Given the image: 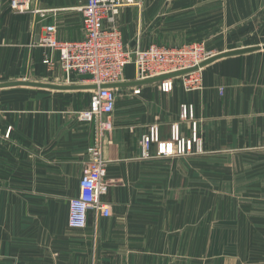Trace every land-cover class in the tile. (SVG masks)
I'll use <instances>...</instances> for the list:
<instances>
[{
	"label": "crops",
	"instance_id": "obj_1",
	"mask_svg": "<svg viewBox=\"0 0 264 264\" xmlns=\"http://www.w3.org/2000/svg\"><path fill=\"white\" fill-rule=\"evenodd\" d=\"M12 1L0 0V83L89 84L79 77L68 82L59 67L48 71L37 47L51 25L60 41L83 38L81 0H18L24 13ZM115 25L130 47L204 42L221 53L264 46V0H136ZM202 77L194 92L180 79L167 94L158 83L119 89L123 99L103 139L109 184L103 200L111 216L90 214L84 230L69 228L68 214L87 150L98 140L90 91L0 89V264H264V50L213 62ZM134 79L127 67L125 80ZM182 105L194 107L193 120H181ZM193 122L211 155L248 156V217L217 223L208 243L203 212L171 216V201L158 200V192L173 187L184 161L210 153L163 157L154 145L144 156L141 146L157 125L161 145L173 147L171 126L179 123L189 138ZM226 142L238 146L222 150Z\"/></svg>",
	"mask_w": 264,
	"mask_h": 264
},
{
	"label": "built area",
	"instance_id": "obj_2",
	"mask_svg": "<svg viewBox=\"0 0 264 264\" xmlns=\"http://www.w3.org/2000/svg\"><path fill=\"white\" fill-rule=\"evenodd\" d=\"M79 12L82 19L83 38L75 42H64L57 38V28L47 26L40 37L37 47L44 51L43 64L53 72L59 67L71 82L74 77L91 75L89 84L100 87L106 84L127 82V67H133L134 81H143L198 67L217 53L204 42H192L179 47L151 45L147 48L130 47L124 40L122 31L115 25V17L123 8L135 5L136 0H81ZM18 0H13L11 7L20 13L26 12ZM28 10V9H27ZM106 22L110 25L106 26ZM203 68L187 75L159 82L163 93H170L175 80L180 79L187 92L202 89ZM119 89L99 88L90 91L88 115L99 124L97 142L88 148V161L84 166L80 180V192L69 201L68 226L74 230H84L88 225L90 214L108 218L111 216L110 206L103 198L107 195L109 184L107 178L108 162L104 158L103 139L112 127V117L118 105ZM135 95L141 89L134 90ZM181 120L194 119L192 105L181 106ZM192 138L181 136L180 124L171 126L173 147L161 145L159 127L153 125L148 133L142 136L141 146L144 156H148L154 145H160L159 152L163 157H185L203 154V141L197 134V124L192 123ZM8 128L3 138L9 137ZM2 136L0 135V139ZM162 146V147H161Z\"/></svg>",
	"mask_w": 264,
	"mask_h": 264
},
{
	"label": "rangeland",
	"instance_id": "obj_3",
	"mask_svg": "<svg viewBox=\"0 0 264 264\" xmlns=\"http://www.w3.org/2000/svg\"><path fill=\"white\" fill-rule=\"evenodd\" d=\"M117 93L118 101L123 99L119 91ZM190 138L192 134H189L188 139ZM236 146L238 145L226 142L222 143L221 149L228 151L233 148L232 151H234ZM217 148L220 147L217 146ZM212 150H214L212 145L203 141V154L208 152L210 154L205 155L203 161H184L178 167L182 170V174L174 175L172 179L173 187L167 190L165 195H159L158 192V197H163L158 200L171 201V204L166 207V211L171 212V216L180 215L181 209L183 214L188 213L190 218L194 216L197 209L199 214L203 212L206 243L209 242L208 233L217 223L248 217V195L250 194H248V156L235 158L229 154L211 155ZM182 180L183 183L186 180V187L180 185ZM251 194L256 196L255 192ZM221 264L232 263L222 261Z\"/></svg>",
	"mask_w": 264,
	"mask_h": 264
},
{
	"label": "water",
	"instance_id": "obj_4",
	"mask_svg": "<svg viewBox=\"0 0 264 264\" xmlns=\"http://www.w3.org/2000/svg\"><path fill=\"white\" fill-rule=\"evenodd\" d=\"M262 50H264V46H252V47L224 51L206 60L205 62L200 64L198 67L179 71V72H174L168 75L151 78V79L143 80V81L121 82V83H115V84L101 85L100 87H98L92 84L56 85V84H50V83L32 82L29 80H25V81H18V82L0 83V89L15 88V87H32V88H45V89L56 90V91H80V90L93 91V90H98L99 88L121 89V88H126V87H139V86L155 84V83H159L161 81L167 80V79H173V78H178V77L187 75L191 72L197 71L199 68H204L210 65L211 63L216 62L220 59H224V58L232 57V56L249 54V53L262 51ZM79 78L80 80L87 81V82L93 79L91 75H84V76H80Z\"/></svg>",
	"mask_w": 264,
	"mask_h": 264
}]
</instances>
